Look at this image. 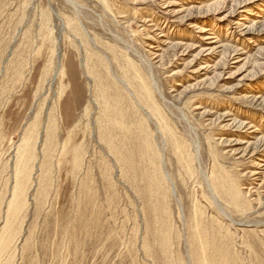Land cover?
Wrapping results in <instances>:
<instances>
[{
  "label": "rangeland",
  "instance_id": "rangeland-1",
  "mask_svg": "<svg viewBox=\"0 0 264 264\" xmlns=\"http://www.w3.org/2000/svg\"><path fill=\"white\" fill-rule=\"evenodd\" d=\"M0 264H264V0H0Z\"/></svg>",
  "mask_w": 264,
  "mask_h": 264
},
{
  "label": "bare ground",
  "instance_id": "bare-ground-1",
  "mask_svg": "<svg viewBox=\"0 0 264 264\" xmlns=\"http://www.w3.org/2000/svg\"><path fill=\"white\" fill-rule=\"evenodd\" d=\"M75 37V36H74ZM77 39V38H76ZM91 40V39H90ZM93 42V41H92ZM77 44V43H76ZM93 45V44H92ZM84 46V45H83ZM100 52H101V50H100ZM87 61V60H86ZM86 61L84 62V63H86ZM141 61V64L143 63V61H144V66H146L147 67V69H148V71L149 72H151L150 71V67H151V62H150V59L149 58H146V59H143L142 58V60H140ZM108 63V65H109V63L110 62H107ZM99 66V65H98ZM132 67H133V69L135 70V72H139V73H141L138 69H137V67L135 66V65H132ZM86 68H87V77H90L91 75H92V70H91V67L87 64L86 65ZM121 68V67H120ZM144 69V68H143ZM110 70V69H109ZM122 70V69H121ZM153 72V71H152ZM86 74V73H85ZM125 74V73H124ZM150 74V73H149ZM148 74V75H149ZM154 74V73H153ZM153 74H151V76L153 75ZM111 76H112V78H113V81L114 82H122L123 83V87L125 88V89H128V83L129 82H125V81H123V80H121L120 78H118V76L115 74V73H111ZM137 77V76H136ZM149 77H150V75H149ZM153 77V76H152ZM154 78V77H153ZM152 78V79H153ZM152 82V81H151ZM97 83V82H96ZM95 83V85H94V89H95V91H96V95H95V98L97 99V101H99L100 99H102V95H104L105 97L103 98V99H105V100H103V103H104V107H105V110H108V109H110V105H109V100L107 101V96H109V94L107 93H104L103 91L101 92V91H97V89H98V87L99 86H101L99 83H97L96 84ZM127 85H126V84ZM144 87L146 88V85H144ZM148 89V88H147ZM91 91V90H90ZM131 91V90H130ZM132 93V92H131ZM91 96H92V94H91ZM93 98H94V96H93ZM97 103V102H96ZM100 103V102H99ZM104 122H106V123H108V122H112V115H107L105 118H104ZM110 137V136H109ZM109 142H112V139H111V137L110 138H108V143ZM130 161V160H129ZM234 188H232V190H233ZM236 189V188H235ZM237 190H238V188H237Z\"/></svg>",
  "mask_w": 264,
  "mask_h": 264
}]
</instances>
